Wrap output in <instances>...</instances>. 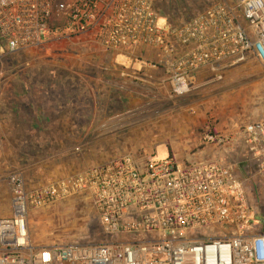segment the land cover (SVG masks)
Returning a JSON list of instances; mask_svg holds the SVG:
<instances>
[{
  "label": "built area",
  "instance_id": "2783aa9c",
  "mask_svg": "<svg viewBox=\"0 0 264 264\" xmlns=\"http://www.w3.org/2000/svg\"><path fill=\"white\" fill-rule=\"evenodd\" d=\"M51 36L87 38L108 52L151 49L150 67L178 97L201 72L219 80L228 64H264V0L217 1L177 22L156 0H0V59ZM200 142L224 155L243 147L264 178V119L228 132L205 124ZM240 167L218 156L126 154L36 187L15 171L10 211L0 217V264H264V210ZM81 192L104 238L34 242L30 210Z\"/></svg>",
  "mask_w": 264,
  "mask_h": 264
},
{
  "label": "rangeland",
  "instance_id": "374dc122",
  "mask_svg": "<svg viewBox=\"0 0 264 264\" xmlns=\"http://www.w3.org/2000/svg\"><path fill=\"white\" fill-rule=\"evenodd\" d=\"M201 1L225 0H156V5L162 16L177 22L199 11ZM126 53L131 55L119 63L87 38L51 36L0 59V216L9 214V175L15 171L36 187L126 154L143 160L169 152L178 159L215 152L199 140L185 150L189 137L183 101L169 99L167 89L152 84L151 76L162 77L163 72H154L151 58ZM134 64L147 68L146 74L132 73ZM207 74L203 81L208 83L199 89L205 124L237 119L239 126L264 119V64L255 59L228 64L219 80ZM203 127L195 126L193 134ZM229 154L242 174L252 175L250 195L263 211L264 178L244 148ZM29 234L39 244H89L104 238L87 192L32 208Z\"/></svg>",
  "mask_w": 264,
  "mask_h": 264
},
{
  "label": "crops",
  "instance_id": "0c3cea01",
  "mask_svg": "<svg viewBox=\"0 0 264 264\" xmlns=\"http://www.w3.org/2000/svg\"><path fill=\"white\" fill-rule=\"evenodd\" d=\"M202 2V1H201ZM209 4L206 2V3H198V5L196 4V8L200 11V10H203L205 9L206 7H208ZM124 51V50H123ZM113 51L111 52L112 53V56L114 58V60L116 62H125L126 59H128L127 57H129L131 54L130 53H126V51ZM154 51H152L151 49H145V50H142V52L139 51V53L137 52L136 55H144V56H147L149 58H152L154 57ZM129 55V56H128ZM135 68H138V69H135ZM141 68V65L139 64H134L132 65L131 69H132V73H136L137 75H139V77L145 75L146 73L143 72V70L147 69H140ZM154 72H156L157 69H153ZM148 72H152L151 69H148ZM163 71H161V69H159L157 71V73H161ZM155 74H153V76H151V82L152 84H154V86L156 88L158 87H164V89H167V94H168V98L170 99H181L183 102H182V115L186 118L187 120V129H186V134L187 136L189 137L188 139H186V143L184 144V147H185V150L187 149H191L193 148V146L196 145L197 141L199 140L200 142V137H201V132H198L196 133L195 135L193 134L194 131H195V126H197L198 124H200L201 126L205 125L206 121H205V118L203 117L202 113H201V109L199 107V103H201L200 101H203V96H202V91L199 90L203 84H207L208 82L207 81H203V79L208 75L207 72H201L199 75H197V79L195 81V85L193 87V89L183 95V96H180V97H172L170 96L169 94V86L167 84V82L164 81V73L162 74L163 76L161 77V75H159L160 77H157L156 75L154 76ZM165 91V92H166ZM237 119H230L229 120V124L228 123V120H226V124L225 123H217V124H211V127L218 130V131H223V132H228V131H232L234 130L236 127H238V124H237ZM207 123V124H208ZM225 124V125H223ZM193 134V135H192ZM192 136H194L193 138H191ZM201 143V142H200ZM205 148L209 147V146H204ZM205 148H202V149H205ZM243 148V147H242ZM237 149H239V147H237ZM204 150H202L203 152ZM236 151V150H235ZM221 157L222 159H229L231 157L230 154H223V153H218V152H214L211 154L210 157L214 158V157ZM188 157V156H185V158ZM184 158V159H185ZM42 185V184H40ZM29 187H35V186H31V185H28ZM8 215V214H7ZM2 216H5V215H1L0 217ZM39 244V243H38ZM47 244H50V243H45V245Z\"/></svg>",
  "mask_w": 264,
  "mask_h": 264
},
{
  "label": "trees",
  "instance_id": "16d2710c",
  "mask_svg": "<svg viewBox=\"0 0 264 264\" xmlns=\"http://www.w3.org/2000/svg\"><path fill=\"white\" fill-rule=\"evenodd\" d=\"M169 154H171V153L169 152Z\"/></svg>",
  "mask_w": 264,
  "mask_h": 264
}]
</instances>
